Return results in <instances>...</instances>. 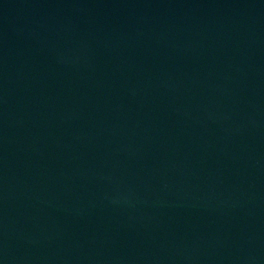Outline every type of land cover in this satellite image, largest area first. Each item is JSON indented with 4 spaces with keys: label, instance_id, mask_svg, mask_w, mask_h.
Here are the masks:
<instances>
[{
    "label": "water",
    "instance_id": "95a60500",
    "mask_svg": "<svg viewBox=\"0 0 264 264\" xmlns=\"http://www.w3.org/2000/svg\"><path fill=\"white\" fill-rule=\"evenodd\" d=\"M0 264H264V0H0Z\"/></svg>",
    "mask_w": 264,
    "mask_h": 264
}]
</instances>
